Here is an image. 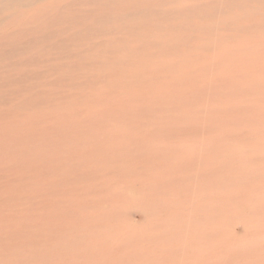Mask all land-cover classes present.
Masks as SVG:
<instances>
[{
    "label": "rangeland",
    "instance_id": "obj_1",
    "mask_svg": "<svg viewBox=\"0 0 264 264\" xmlns=\"http://www.w3.org/2000/svg\"><path fill=\"white\" fill-rule=\"evenodd\" d=\"M0 264H264V0H0Z\"/></svg>",
    "mask_w": 264,
    "mask_h": 264
},
{
    "label": "bare ground",
    "instance_id": "obj_2",
    "mask_svg": "<svg viewBox=\"0 0 264 264\" xmlns=\"http://www.w3.org/2000/svg\"><path fill=\"white\" fill-rule=\"evenodd\" d=\"M164 92V91H163ZM196 207H197V205H196ZM120 245V244H119Z\"/></svg>",
    "mask_w": 264,
    "mask_h": 264
}]
</instances>
